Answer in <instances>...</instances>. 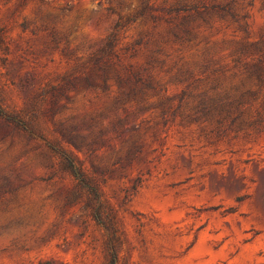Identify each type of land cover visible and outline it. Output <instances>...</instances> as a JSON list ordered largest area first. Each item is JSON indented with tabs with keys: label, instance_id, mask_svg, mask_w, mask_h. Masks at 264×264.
<instances>
[{
	"label": "rangeland",
	"instance_id": "1",
	"mask_svg": "<svg viewBox=\"0 0 264 264\" xmlns=\"http://www.w3.org/2000/svg\"><path fill=\"white\" fill-rule=\"evenodd\" d=\"M140 1L0 0V106L32 117L39 131L32 137L0 120V264H107L112 231L118 264H264V87L248 79L253 64L242 51L264 28L262 0H237L247 33L219 21L201 28L203 54L204 41L179 51L166 45L176 65L157 73L162 89L144 102L117 101L114 89L96 97L80 78L62 80L117 24L115 49L149 28L139 16L126 22ZM66 30V42L42 51L51 31ZM35 69L42 84L59 83L36 112L17 85ZM241 83L254 94L220 134L186 117L203 96ZM52 147L71 153L98 188L102 223Z\"/></svg>",
	"mask_w": 264,
	"mask_h": 264
},
{
	"label": "trees",
	"instance_id": "2",
	"mask_svg": "<svg viewBox=\"0 0 264 264\" xmlns=\"http://www.w3.org/2000/svg\"><path fill=\"white\" fill-rule=\"evenodd\" d=\"M262 3L264 6V0ZM251 4L252 0L246 3V5ZM244 7L237 0H163V4L160 6L151 4L150 0H141L126 22L132 21L138 16L144 18L149 24V28L145 32L130 45L115 49L116 31L120 25L117 24L103 46L88 55L74 68L73 72L61 79L80 78L83 83L82 89L93 92L96 97L109 95L114 89L116 93L114 98L117 101L144 102L148 96L157 95L162 89L157 73L159 71L167 72L176 65V61L172 60L174 56L164 51L166 45H171L175 48L174 51H179L183 48L198 47L204 41L205 47L201 48V54H203L206 50L207 40L205 37H199L200 29L215 21L225 22L227 25L233 24L236 28L247 33L246 25L240 22V19L246 17V14H241L238 11V8L243 9ZM2 30L3 28L0 27V32ZM69 34L70 32L67 30L61 35L51 31L50 39L46 41L42 51H45L48 46L58 47L60 41L66 42ZM0 50L3 52L7 50V45L4 44L1 34ZM65 51L63 50V53L69 59L73 57L71 56L72 52ZM140 51L143 53L142 57H139ZM242 51L251 58L253 64L245 70L248 79H254L257 84L264 87V28L257 40L245 41ZM0 61L4 63L5 58H0ZM248 64L245 62L246 66ZM88 70L91 73H88ZM179 70L177 68V71ZM6 74H10V72ZM204 78L206 76L199 77L198 80ZM12 82H15L14 78H12ZM42 83L36 69L28 71L23 77L18 78V87L21 90L29 91L32 95L31 110L34 112L37 110L38 103L53 99L59 90L57 82ZM253 94L254 92L245 83L237 86L232 93L207 94L186 117L203 124L211 122L214 124L212 129L220 134L240 119L245 100ZM184 96L185 91L178 98L179 104L174 109L175 113L179 111L180 102ZM57 109L52 108L51 112L54 113ZM164 113L165 110L162 109V114ZM31 116H34L33 112ZM31 118L26 119L21 113L7 112L0 106V120L7 124H14L34 137L39 131L32 125ZM101 135L102 132H99L95 137ZM71 143L76 145L75 142ZM54 150L59 154L62 164L78 184L91 194V200L94 203L93 217L97 222L102 223L105 205L100 198L98 188L86 175L82 164L71 153L65 150ZM117 242L118 238L114 231L107 235V264H118Z\"/></svg>",
	"mask_w": 264,
	"mask_h": 264
}]
</instances>
